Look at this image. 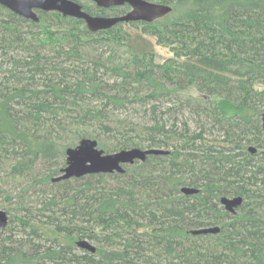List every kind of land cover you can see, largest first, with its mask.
I'll return each instance as SVG.
<instances>
[{"label": "trees", "instance_id": "1", "mask_svg": "<svg viewBox=\"0 0 264 264\" xmlns=\"http://www.w3.org/2000/svg\"><path fill=\"white\" fill-rule=\"evenodd\" d=\"M143 1L170 12L97 33L0 6V264H264V0ZM83 139L168 154L52 182Z\"/></svg>", "mask_w": 264, "mask_h": 264}, {"label": "water", "instance_id": "2", "mask_svg": "<svg viewBox=\"0 0 264 264\" xmlns=\"http://www.w3.org/2000/svg\"><path fill=\"white\" fill-rule=\"evenodd\" d=\"M98 8L111 9L129 6V12L116 17L90 16L83 11L81 4L73 0H0V6L6 8L15 15L34 23L39 22L37 12L57 13L65 18H72L84 22L91 33L109 30L110 28L129 22H150L155 17H161L170 12L168 6H157L143 0H86ZM261 128L264 135V115L261 118ZM248 152L254 154L256 149L248 148ZM164 149H129L112 154H103L97 149V143L90 139L81 140L75 148L65 150V166L60 170V175L53 178L52 182L79 179L97 174H122L125 166H132L136 162H144L148 156L167 155ZM183 195L197 194L193 188H182ZM220 205L229 214H234L242 203L241 198L220 199ZM8 217L5 211L0 209V229L7 226ZM218 227L199 228L191 231L192 235L217 234ZM76 247L80 250L94 254L95 247L88 241L79 240Z\"/></svg>", "mask_w": 264, "mask_h": 264}, {"label": "rangeland", "instance_id": "3", "mask_svg": "<svg viewBox=\"0 0 264 264\" xmlns=\"http://www.w3.org/2000/svg\"><path fill=\"white\" fill-rule=\"evenodd\" d=\"M79 2H80L81 4H86V2H88V1H86V0H79ZM130 10H131V9L129 8V11H130ZM125 28L129 29L128 26H125ZM151 40H152V39H150V41H151ZM152 42H153V41H152ZM152 42H151V43H152ZM152 44H153V43H152ZM153 50H154V52H155L156 62H158V63H162V62H164L166 59L172 57V54L170 53L169 49L162 48V47H158V46H153ZM192 93H193V92H192ZM0 209L4 210L1 206H0ZM4 211H6V210H4Z\"/></svg>", "mask_w": 264, "mask_h": 264}, {"label": "bare ground", "instance_id": "4", "mask_svg": "<svg viewBox=\"0 0 264 264\" xmlns=\"http://www.w3.org/2000/svg\"><path fill=\"white\" fill-rule=\"evenodd\" d=\"M83 22V21H82ZM84 23V22H83Z\"/></svg>", "mask_w": 264, "mask_h": 264}, {"label": "flooded vegetation", "instance_id": "5", "mask_svg": "<svg viewBox=\"0 0 264 264\" xmlns=\"http://www.w3.org/2000/svg\"><path fill=\"white\" fill-rule=\"evenodd\" d=\"M89 3H91V2H89Z\"/></svg>", "mask_w": 264, "mask_h": 264}]
</instances>
